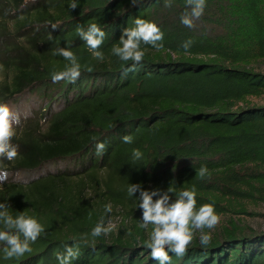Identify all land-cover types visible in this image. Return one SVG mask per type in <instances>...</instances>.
Returning a JSON list of instances; mask_svg holds the SVG:
<instances>
[{"label":"trees","instance_id":"16d2710c","mask_svg":"<svg viewBox=\"0 0 264 264\" xmlns=\"http://www.w3.org/2000/svg\"><path fill=\"white\" fill-rule=\"evenodd\" d=\"M69 3L0 0V102L29 93L40 117L14 137L19 157L1 160L7 177L0 203L45 227L31 253L5 260L0 250V264H58L56 254L86 233L73 264H157L144 245L151 226L139 227V192L128 197L129 184L149 191L195 186L197 207L211 203L216 213L230 210L231 199L264 200V0H206L193 28L180 22L185 0H172L171 8L164 0H78L75 10ZM136 18L157 24L164 47L142 45L144 60L128 71L132 62L111 47ZM93 22L106 33L102 62L76 33ZM188 39L194 43L185 52L180 45ZM58 46L79 58L74 83L51 79L67 63L53 56ZM125 134L132 144L122 142ZM98 142L106 145L100 155ZM133 148L141 160L133 161ZM202 165L204 179L196 176ZM115 214L119 225L93 239L92 228ZM210 235L203 247L196 234L172 264H264V229L229 219Z\"/></svg>","mask_w":264,"mask_h":264},{"label":"clouds","instance_id":"9594fccd","mask_svg":"<svg viewBox=\"0 0 264 264\" xmlns=\"http://www.w3.org/2000/svg\"><path fill=\"white\" fill-rule=\"evenodd\" d=\"M135 4L138 0H132ZM186 10L180 16V22L185 27H195V21L204 14L206 0H185ZM68 7L75 10L78 7V0H70ZM164 7L171 8L172 0H164ZM132 27L125 28L118 43L111 47L112 55L123 62H132L128 71H135L136 65L140 64L145 57L147 49L142 45H150L157 51L163 49L162 43L164 33L156 23L142 18H136ZM53 29L57 26L52 25ZM78 37L83 40L91 53L92 58L98 61L105 59L104 53L100 50L104 44L106 33L98 23H90L87 28L78 25L76 28ZM51 38V37H50ZM194 41L188 39L180 45L187 52ZM53 56L62 57L67 63L62 70L51 72V79L54 83L66 81L74 83L81 75L82 65L77 55L69 47H56L52 51ZM88 72L93 69L90 65L83 66ZM127 73H125L126 75ZM20 125L19 113L6 103L0 102V160L9 162L19 157V145L13 143L17 135V127ZM125 144H132L134 137L125 134L121 137ZM106 145L103 142L95 144L97 155L105 151ZM143 153L138 148L132 149L133 161H139ZM196 176L204 179L208 176L206 166L196 170ZM7 172H0V181L5 180ZM136 197L137 207L142 210V218L139 227L149 229L148 239L144 245L150 250L151 258L157 264H172V256L183 258L199 232L201 246L207 247L211 241L210 233L205 229L212 230L220 222V216L216 213L214 204L207 203L197 207L196 188L176 191L169 187L167 191L144 190L140 184H129L127 187L128 197ZM174 196V199H173ZM156 197V199H154ZM106 212H111V205L105 207ZM0 243L3 244L2 252L5 260L20 259L27 253L32 252L31 245L45 233V227L34 216L20 212L13 216L9 212L6 203H0ZM113 231L112 226H105L103 220L97 223L91 230L90 236L94 239L101 235L107 236ZM89 234L79 237H72L71 243L66 244L62 253L56 254L58 264H73L80 257L81 245L88 243ZM171 254V255H170Z\"/></svg>","mask_w":264,"mask_h":264},{"label":"rangeland","instance_id":"374dc122","mask_svg":"<svg viewBox=\"0 0 264 264\" xmlns=\"http://www.w3.org/2000/svg\"><path fill=\"white\" fill-rule=\"evenodd\" d=\"M261 71H264V64L261 66ZM3 78V73L0 69V80ZM8 105L13 109V111L19 113L20 115V125L17 127V132L23 128L27 122L33 120H39L38 113H36L37 108L39 107V102L37 97L29 93L20 95L16 100L9 102ZM41 122V120H40ZM2 161L0 160V172H2ZM54 166L48 165L44 169L53 168ZM232 200L233 206H228L230 210L224 211L222 213H217L220 216L219 224L212 230L205 229L204 232L213 233L216 228L227 222L229 219H235L239 224L244 226H249L255 230L264 229V200L257 198H239L238 200ZM224 205L227 206V201H222ZM243 209L244 212H234L240 209ZM140 218H142V210L140 213ZM120 222V215L115 214L111 215L107 226H112L115 229ZM197 235L200 236V233L197 232Z\"/></svg>","mask_w":264,"mask_h":264}]
</instances>
